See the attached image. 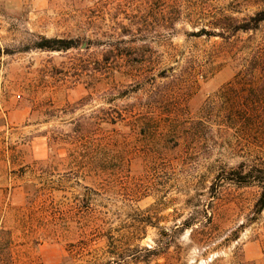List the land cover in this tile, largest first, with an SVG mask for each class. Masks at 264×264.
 Returning a JSON list of instances; mask_svg holds the SVG:
<instances>
[{"label": "rangeland", "instance_id": "rangeland-1", "mask_svg": "<svg viewBox=\"0 0 264 264\" xmlns=\"http://www.w3.org/2000/svg\"><path fill=\"white\" fill-rule=\"evenodd\" d=\"M263 8L0 0V264H264L260 186L225 178L264 167L234 79L264 23L232 32Z\"/></svg>", "mask_w": 264, "mask_h": 264}, {"label": "trees", "instance_id": "trees-1", "mask_svg": "<svg viewBox=\"0 0 264 264\" xmlns=\"http://www.w3.org/2000/svg\"><path fill=\"white\" fill-rule=\"evenodd\" d=\"M234 28L232 32H249L257 29L262 23H264V8L256 11L249 18L245 19L242 22H237L234 20ZM219 35H223V32H219ZM76 41L74 39L68 38H47L42 37L39 41L35 43V47L40 50L47 51H61L68 50L75 47ZM259 73V86L256 88H252L249 97L250 103L252 105L251 116L253 121V125L256 129H260L264 127V53L256 54L252 56L251 63L244 70L236 74L234 79H254L255 75ZM243 169V165L240 166L239 170H234L229 174H236L239 177H225L230 178L232 181L238 182H247L254 181L257 182L260 186V195L255 203V210L257 213H261L264 209V167L259 164H250L246 171ZM225 173V171H221L218 175V179H221V176ZM223 180V177H222ZM193 223L187 224V227L193 229ZM4 230H1L0 233H3ZM193 229L191 232V236L193 235ZM149 252L157 255V249H151Z\"/></svg>", "mask_w": 264, "mask_h": 264}, {"label": "water", "instance_id": "water-1", "mask_svg": "<svg viewBox=\"0 0 264 264\" xmlns=\"http://www.w3.org/2000/svg\"><path fill=\"white\" fill-rule=\"evenodd\" d=\"M85 44H86V42H85V41H83L82 45H83V46H85ZM83 46H82V47H83Z\"/></svg>", "mask_w": 264, "mask_h": 264}]
</instances>
